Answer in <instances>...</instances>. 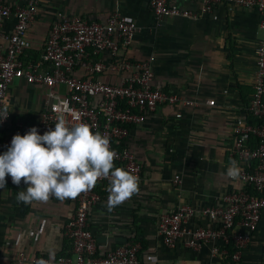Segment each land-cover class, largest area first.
I'll use <instances>...</instances> for the list:
<instances>
[{"label":"crops","instance_id":"0c3cea01","mask_svg":"<svg viewBox=\"0 0 264 264\" xmlns=\"http://www.w3.org/2000/svg\"><path fill=\"white\" fill-rule=\"evenodd\" d=\"M175 4L197 10L190 0H175ZM114 11L139 27L126 54L131 59L154 56V86L193 100L195 105L161 106L131 128L129 147L143 166L139 192L109 212L108 192L100 189L102 199L88 214L97 254L139 242L142 264H224L211 255L209 246L195 252L183 243L166 249L156 220L182 203L218 202L225 190L237 187L225 173L233 160V128L249 123L245 108L252 94L260 17L253 9L224 5L196 20L166 17L157 26L149 0H42L28 34L34 53L58 14L101 22ZM22 88L29 92L25 107ZM11 93V110L34 119L40 91L19 83ZM175 175L181 178L178 187L173 184ZM25 188L23 181L17 186L6 179L0 189V264H17L20 252L47 257L54 252L56 257L67 248L63 229L74 200L18 203L17 193ZM199 223L210 225L206 220ZM240 264H264V211Z\"/></svg>","mask_w":264,"mask_h":264},{"label":"built area","instance_id":"2783aa9c","mask_svg":"<svg viewBox=\"0 0 264 264\" xmlns=\"http://www.w3.org/2000/svg\"><path fill=\"white\" fill-rule=\"evenodd\" d=\"M190 1L197 10L181 9L175 0H149L155 25L159 26L166 17L196 20L224 5L258 13L261 36L254 49L252 94L245 108L256 122L233 128L230 154L241 174L237 181L228 179L237 187L225 190L212 204H179L157 217V228L166 249L173 250L183 243L195 252L209 246L211 255L224 264H240L264 211V0ZM41 3L42 0H0V154L10 146L14 135L23 136L31 127L42 135L55 128L62 109H70L64 111L68 125L86 123L94 133L107 135L111 149L117 153L115 166L135 175L139 184L143 166L129 147L131 128L142 124L161 106H192L195 101L154 86V56L131 59L126 54L139 27L118 11L101 22L58 14L34 53L28 34ZM15 81L40 91L34 119L11 110ZM5 111L8 115L3 119ZM6 179L12 183L10 176ZM173 184L180 186L179 175L174 176ZM99 186L107 189L108 180L99 179L91 191L74 199V210L63 229L68 251L56 256L53 264H142L139 242L97 254L88 214L102 199ZM199 220L210 225H202ZM41 260L49 257L20 252L16 263L37 264Z\"/></svg>","mask_w":264,"mask_h":264},{"label":"clouds","instance_id":"9594fccd","mask_svg":"<svg viewBox=\"0 0 264 264\" xmlns=\"http://www.w3.org/2000/svg\"><path fill=\"white\" fill-rule=\"evenodd\" d=\"M62 109L56 117L54 129L42 135L31 127L23 136L16 134L7 150L0 154V189L10 176L14 185L21 182L25 191H19L17 202L47 203L50 198L59 201L74 200L81 193L91 191L99 179H107L109 212L139 192L138 178L127 170L116 167L117 153L110 147V138L93 132L86 123L68 125ZM8 112L3 113V119ZM241 168L231 160L225 176L232 181L240 178ZM55 253L49 260L37 264H53Z\"/></svg>","mask_w":264,"mask_h":264},{"label":"trees","instance_id":"16d2710c","mask_svg":"<svg viewBox=\"0 0 264 264\" xmlns=\"http://www.w3.org/2000/svg\"><path fill=\"white\" fill-rule=\"evenodd\" d=\"M249 124H254L255 122H256V119L255 118H253V117H251V116H249ZM255 145V144H254ZM122 146H119L118 148H121ZM100 189H101V186H99L98 187V192H99V194L102 196V193H101V191H100ZM66 246H67V244H66ZM68 251V246H67V248H65L64 250H63V252L61 253V255H66L67 252Z\"/></svg>","mask_w":264,"mask_h":264},{"label":"rangeland","instance_id":"374dc122","mask_svg":"<svg viewBox=\"0 0 264 264\" xmlns=\"http://www.w3.org/2000/svg\"><path fill=\"white\" fill-rule=\"evenodd\" d=\"M14 84H16V81L14 82ZM19 91H21L22 92V96L24 97V100H23V106L25 107L26 105H27V102H26V96H25V94H27V93H29L28 92V90H27V88H22V90H19Z\"/></svg>","mask_w":264,"mask_h":264}]
</instances>
